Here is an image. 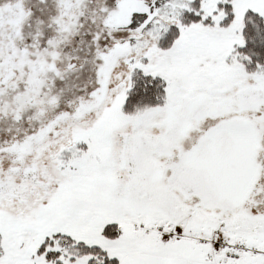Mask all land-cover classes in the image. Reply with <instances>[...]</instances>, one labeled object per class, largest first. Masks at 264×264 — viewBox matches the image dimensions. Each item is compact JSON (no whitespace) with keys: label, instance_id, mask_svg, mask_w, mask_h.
Returning <instances> with one entry per match:
<instances>
[{"label":"flooded vegetation","instance_id":"af4514ba","mask_svg":"<svg viewBox=\"0 0 264 264\" xmlns=\"http://www.w3.org/2000/svg\"><path fill=\"white\" fill-rule=\"evenodd\" d=\"M200 3L0 0L4 218L21 216L26 207L36 220L56 208L65 191L87 183L106 207L148 223L264 240V225L237 221L264 219L250 209H258V200L218 219V212L195 209V199L183 202L166 192L170 170L206 133L243 120L258 143L259 178L251 194L264 196V122L253 120L264 113V16L245 37L250 65L231 85L161 86L148 69L152 51L190 26ZM248 90L252 95L240 103L239 93Z\"/></svg>","mask_w":264,"mask_h":264},{"label":"rangeland","instance_id":"374dc122","mask_svg":"<svg viewBox=\"0 0 264 264\" xmlns=\"http://www.w3.org/2000/svg\"><path fill=\"white\" fill-rule=\"evenodd\" d=\"M198 11L169 46L152 51L148 69L156 72L159 85L181 82L212 90L233 84L250 65L245 39L250 26L260 25L264 0H201ZM253 120L264 122V113ZM249 199L246 207L258 200V209L249 208L264 214V196L255 191ZM22 211L4 218L7 213L0 209V264H101L104 259L117 264H264V240L244 242L240 259L223 263L211 256L210 230L185 235L173 226L131 217L102 204L87 183L65 191L62 202L36 220L26 207ZM224 238L230 245L241 243Z\"/></svg>","mask_w":264,"mask_h":264},{"label":"water","instance_id":"95a60500","mask_svg":"<svg viewBox=\"0 0 264 264\" xmlns=\"http://www.w3.org/2000/svg\"><path fill=\"white\" fill-rule=\"evenodd\" d=\"M251 93V90L240 92V103ZM257 148L256 133L249 122L233 120L218 125L170 170L166 192L176 193L183 202L195 199V209H200L201 213L218 212V219L226 213L233 214L248 201L259 178ZM237 221L264 225V219Z\"/></svg>","mask_w":264,"mask_h":264},{"label":"built area","instance_id":"2783aa9c","mask_svg":"<svg viewBox=\"0 0 264 264\" xmlns=\"http://www.w3.org/2000/svg\"><path fill=\"white\" fill-rule=\"evenodd\" d=\"M213 254H219L224 262H236L239 259V253L243 250L242 244L230 245L219 235H215L211 241Z\"/></svg>","mask_w":264,"mask_h":264},{"label":"trees","instance_id":"16d2710c","mask_svg":"<svg viewBox=\"0 0 264 264\" xmlns=\"http://www.w3.org/2000/svg\"><path fill=\"white\" fill-rule=\"evenodd\" d=\"M101 264H117V260H106L104 259Z\"/></svg>","mask_w":264,"mask_h":264}]
</instances>
